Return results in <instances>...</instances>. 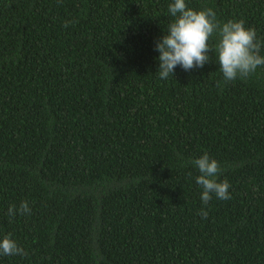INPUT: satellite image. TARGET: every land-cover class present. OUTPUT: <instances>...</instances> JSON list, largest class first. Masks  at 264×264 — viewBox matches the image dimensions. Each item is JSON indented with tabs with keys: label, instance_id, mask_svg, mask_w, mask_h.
<instances>
[{
	"label": "trees",
	"instance_id": "1",
	"mask_svg": "<svg viewBox=\"0 0 264 264\" xmlns=\"http://www.w3.org/2000/svg\"><path fill=\"white\" fill-rule=\"evenodd\" d=\"M172 2L0 0V239L27 253L0 264H264V67L225 82L214 34L160 79ZM186 4L264 41V0ZM205 153L230 199L202 203Z\"/></svg>",
	"mask_w": 264,
	"mask_h": 264
},
{
	"label": "clouds",
	"instance_id": "2",
	"mask_svg": "<svg viewBox=\"0 0 264 264\" xmlns=\"http://www.w3.org/2000/svg\"><path fill=\"white\" fill-rule=\"evenodd\" d=\"M168 11L173 20L168 24L167 32L155 44V50L159 53L160 79H167L170 74L173 77L177 66L189 71L209 62L208 54L213 49L208 41L214 34L218 37L215 52L225 82L247 78L258 67H264V55H261L264 41L258 39L254 28L245 27L244 21L220 23L212 9L195 10L186 4V0H173L168 5ZM191 163L200 173L195 180L203 189L200 199L204 205L208 204L212 194L218 199L231 198L229 182L226 179L218 180L221 172L218 161L205 153ZM7 212L11 217L17 212L20 215L30 214L31 209L27 201H22L18 209L10 206ZM200 215L207 218V212L203 209ZM0 255L26 256L27 253L9 234L0 239Z\"/></svg>",
	"mask_w": 264,
	"mask_h": 264
}]
</instances>
